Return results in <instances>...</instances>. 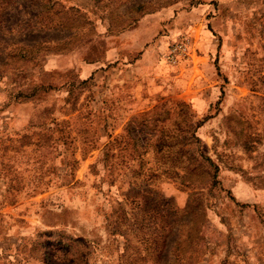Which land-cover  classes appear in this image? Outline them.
Listing matches in <instances>:
<instances>
[{
	"label": "rangeland",
	"instance_id": "obj_1",
	"mask_svg": "<svg viewBox=\"0 0 264 264\" xmlns=\"http://www.w3.org/2000/svg\"><path fill=\"white\" fill-rule=\"evenodd\" d=\"M0 264H264V0H0Z\"/></svg>",
	"mask_w": 264,
	"mask_h": 264
},
{
	"label": "built area",
	"instance_id": "obj_2",
	"mask_svg": "<svg viewBox=\"0 0 264 264\" xmlns=\"http://www.w3.org/2000/svg\"><path fill=\"white\" fill-rule=\"evenodd\" d=\"M187 40L181 39L176 42L165 54V60L167 62H176L178 58L187 55Z\"/></svg>",
	"mask_w": 264,
	"mask_h": 264
}]
</instances>
